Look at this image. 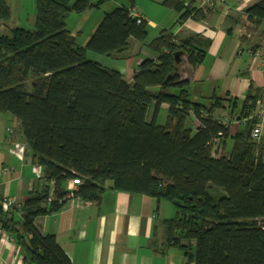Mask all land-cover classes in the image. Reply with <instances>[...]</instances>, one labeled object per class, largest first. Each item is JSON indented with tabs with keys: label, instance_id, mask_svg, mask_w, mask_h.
<instances>
[{
	"label": "trees",
	"instance_id": "1",
	"mask_svg": "<svg viewBox=\"0 0 264 264\" xmlns=\"http://www.w3.org/2000/svg\"><path fill=\"white\" fill-rule=\"evenodd\" d=\"M105 1L35 0L33 28L0 34V113L18 120L42 168L41 185L19 206L0 205V227L14 239L24 264H71L56 236L40 232L34 221L60 210L67 182L77 178L73 195L82 200L99 199L107 186L170 202L175 214L161 219L164 246L179 249L184 264H264V160L260 144L250 138L251 114L264 93L250 85L239 109L237 99H230L228 115L237 112L245 125L229 135L228 125L213 116L223 99L192 102L189 80L181 77L183 58L187 71L193 70L210 40L166 30L146 42V21L136 22L125 3L103 10L85 45L78 44L66 18ZM161 3L179 12L176 24L203 18L208 10L193 1ZM244 14L251 29L263 25L264 39V0ZM11 15L9 3L0 0V25ZM132 40L155 56L140 61L131 82L87 58L88 50L125 58ZM162 103L167 115L158 124ZM191 113L200 122L195 132L186 125ZM226 138L229 156H214V143Z\"/></svg>",
	"mask_w": 264,
	"mask_h": 264
},
{
	"label": "crops",
	"instance_id": "2",
	"mask_svg": "<svg viewBox=\"0 0 264 264\" xmlns=\"http://www.w3.org/2000/svg\"><path fill=\"white\" fill-rule=\"evenodd\" d=\"M161 1L133 0L132 8L146 21L147 32L148 28L154 29V37L167 30L176 37L197 33L210 40L204 60L193 70L187 71L186 57L183 58L181 77L189 80L188 92L192 102L209 105L212 96L223 99L222 106L213 111V116L228 125L229 135L236 134L243 129L245 119H240L237 112L225 119L229 116L230 99H237L239 109L250 85L260 94L264 93V39L259 34L263 25L251 29L252 24L244 14V10L258 0H180L185 6L193 1V6L208 9L203 18L187 19L181 24H176L179 12ZM125 3L129 6L127 0H114L111 8ZM75 14L71 16H78L81 24L93 18L87 34L79 41L76 38L78 44L84 46L99 24L102 12L95 8ZM30 18L33 24L35 12ZM81 28L79 26L71 33L78 37ZM135 42L131 41L125 58L112 59H121L118 61L121 64H102L98 58L92 59L118 70L131 82L140 61L155 56L149 49H144L141 42ZM137 46L138 56L135 52ZM141 53L146 56L141 57ZM157 88L150 89L155 91ZM172 89L175 88L170 92ZM167 106L162 103L160 108L167 109ZM186 125L195 132L200 122L191 113ZM259 144L264 160V123ZM230 148V138L223 142L216 140L213 155L227 157ZM4 167L11 170L4 172ZM41 177L42 168L28 148L18 120L10 113H0V200L10 196L22 203L41 185ZM85 201L67 197L60 210L40 215L34 221L40 232L56 236L71 264H184L179 249L164 246L161 219L175 214H170L172 208L166 201L107 186L99 199ZM20 216V213L15 214L16 219ZM9 236L5 231L0 235V264H24L19 247L14 239H8Z\"/></svg>",
	"mask_w": 264,
	"mask_h": 264
},
{
	"label": "rangeland",
	"instance_id": "3",
	"mask_svg": "<svg viewBox=\"0 0 264 264\" xmlns=\"http://www.w3.org/2000/svg\"><path fill=\"white\" fill-rule=\"evenodd\" d=\"M6 1L11 5L12 15H11V18L9 19V21L4 22L0 25V34H9V30L11 28H14V27H22V28H27V29L33 28L32 19L30 18V16H32V14L35 12V0H6ZM112 4H114V0L105 1L104 4L99 8V12H102L105 9L110 10L108 8H111V6H113ZM94 11H97V10H94ZM69 15L70 16L67 19L66 25L71 32H74L79 26H82L81 32L78 33V37H77V39L79 41L87 34V32L90 28L91 22L93 21V18H90V20L86 24H81L79 22L78 16H71V15H77V14L72 13ZM154 34H155L154 29L148 28V34H147V37L145 39L146 42L150 41L155 36ZM135 43H138V41H136ZM143 45H145V46H143ZM141 46L144 49H148V47L146 46L145 43H141ZM144 49H143V51H145ZM146 51H148V50H146ZM149 51L152 52L150 49H149ZM135 52H136V55L138 56V46H137ZM142 55L146 56L145 54L141 53V57H143ZM87 58H89V59L98 58L100 60V62H102V64H107V63H111V62H116V64L122 63V62H118L121 59L112 60V59H115V57L107 56L104 54H97V53L90 51V50L87 51ZM171 91L174 92L176 90L172 89ZM148 111H149V114H148V117H149L151 115V112L153 111V107H150V109ZM166 115H167L166 109L160 108L158 110V116H157L158 124H164L165 119H166ZM167 205L173 209L172 210L170 208L171 209L170 214H172V213L174 214L175 213L174 206L170 202H167ZM164 237H165V235H164Z\"/></svg>",
	"mask_w": 264,
	"mask_h": 264
},
{
	"label": "built area",
	"instance_id": "4",
	"mask_svg": "<svg viewBox=\"0 0 264 264\" xmlns=\"http://www.w3.org/2000/svg\"><path fill=\"white\" fill-rule=\"evenodd\" d=\"M130 15L131 17H133L134 19H136V22H140L141 20H143V17L140 13H138L137 11H135L133 8L130 9ZM264 57V54H262ZM230 116H226V120L229 118ZM251 117H254L255 119V123L252 126L251 130H250V138L251 140L255 143V145H258L260 143V139H261V127L264 123V94L262 97H260L259 99L256 100L255 103V107L254 110L251 114ZM225 123V122H224ZM11 170V168L9 167H4L3 171L4 172H9ZM78 179L77 178H73L71 180H69V184L67 185V190L68 193L66 195V197H71L73 198V191L76 189V185L78 184ZM51 197L48 198V200ZM86 203H89V200L85 201ZM0 205L4 208V209H8L10 207L13 206H19V202L18 200H16V198L14 197H10V196H5L0 200ZM3 229L0 228V235L3 233ZM9 240L13 241V238L11 236L8 237Z\"/></svg>",
	"mask_w": 264,
	"mask_h": 264
},
{
	"label": "water",
	"instance_id": "5",
	"mask_svg": "<svg viewBox=\"0 0 264 264\" xmlns=\"http://www.w3.org/2000/svg\"><path fill=\"white\" fill-rule=\"evenodd\" d=\"M129 6L128 8L131 9L133 7V0H127Z\"/></svg>",
	"mask_w": 264,
	"mask_h": 264
}]
</instances>
